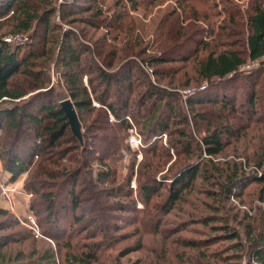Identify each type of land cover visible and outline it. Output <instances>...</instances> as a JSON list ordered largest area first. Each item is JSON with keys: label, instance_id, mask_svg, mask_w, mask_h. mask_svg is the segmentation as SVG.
<instances>
[{"label": "trees", "instance_id": "trees-1", "mask_svg": "<svg viewBox=\"0 0 264 264\" xmlns=\"http://www.w3.org/2000/svg\"><path fill=\"white\" fill-rule=\"evenodd\" d=\"M56 1L0 0V130L4 131L0 138V163L2 169L10 175L8 182H13L23 173H26L20 188L23 191L32 193L28 207L37 215L36 208L38 207L34 204V199L39 192V201L44 204L43 211L45 215L43 219L48 224L53 223L54 219H56L53 208L57 203L56 197L58 195L43 190L44 185L47 183L46 181L37 179L35 176L33 179H27L33 156H37V159L41 158L39 162L36 160V163H34L37 168H43V175L51 179L67 177L75 185V180L79 177L81 168L75 167L60 171L48 168L44 163L48 162L54 167H59L60 159L71 151L70 148H66L64 145L69 144L71 141L72 145H74L73 150L81 149L84 151L86 147L83 149L82 142L72 133L67 117L59 102L48 100L49 97L46 95L53 94L51 87L45 91L43 90V94L45 92L46 95L44 100L40 102L37 100L39 99L37 96L31 97L32 99L29 101L23 100L27 91L36 87L43 88L48 81L45 84L44 72L36 69L38 66V55L33 51L31 44L24 45L26 47L29 46L28 52L27 50L22 52L24 46L6 42L5 36L29 35L32 37L36 33L38 26L41 25L47 29L49 18L55 12ZM88 1H96V12L92 13V15L96 17V24H98L101 21H97V17H101L102 8L97 5L98 0ZM128 1L131 2L132 9L138 6L137 0ZM155 1L152 0V2ZM176 1L180 2V0ZM117 3L122 7L126 5L125 0H117ZM249 8L247 29L244 36L245 53L232 48H224L219 51H210L202 57L195 54L197 61L190 69H187V65L164 67V64L172 63L180 56L186 58L179 47L194 34L192 30L187 31V27H190L192 22L184 24V21L194 15H188L185 12V6L181 10L182 13L180 12L181 15L174 12L175 9L171 10L163 15L156 29L152 27L151 30L154 33L153 35H155L152 44L150 40L144 39V35L132 33V29L123 30L124 37L121 38H125L123 47L115 48L108 55L106 53L105 56L102 50L98 52L99 60L97 62L99 66L96 67L95 74L99 85L103 86V90L100 91L96 88V94H93L95 87L91 78L88 79L87 84L82 81V74H86L89 70L82 65L79 48L76 47L75 42L72 40L64 39L61 41L57 61L59 62L60 74L63 77L67 95L75 107L79 121L82 120V114L87 112L89 107L93 109V95H96V100L101 104L100 108L97 109V112H100V116L108 120L110 115H112L116 119L115 121L119 120L117 123L115 122L118 128L111 127V130L107 128L109 130L108 134H100L95 137L99 141L98 147L104 152L103 157L108 159V161L110 160V155L117 153L122 147L120 141L124 140V136L122 138L118 130H123L127 133L129 128V123L122 119V114H127L130 110L129 96L127 94L132 88L133 77L131 72L136 66H132L136 59L149 68L150 76H156L158 79L162 76H170L168 84L174 85L172 89H155L153 84L148 85L146 83V86H144L145 90L140 94L141 99L147 96L149 98L160 96V99H163V103H161L162 111H174L173 103L177 99V93L174 90L177 87H186L194 83L199 84L202 81L207 83L205 84V89L193 92L191 96L183 100L187 109L192 110V119L187 116H180L178 119H174L177 124L182 125L177 128V131L178 140L180 141L179 145L183 149L182 154L185 158L176 161V165L175 160H173L172 164H169L166 168L167 176L160 178L154 175L149 176L144 182H139L141 181L139 179V183L137 182L138 184H136L135 192L141 193L140 197H142L144 203H148L151 197L165 185L166 201L162 204V209L159 211L156 208L154 210H149L145 207L136 208L137 204L134 198L127 202L117 201L113 206L122 211L133 212L135 215L137 213L150 217L153 215L156 219L155 223L153 222V228L149 232L140 234L139 228H134L131 237L139 236L129 248L130 252L147 250L151 254V250L146 248L145 237H150L151 240H164L163 237H166L168 232H170L169 236H176L177 233L195 223L206 227L208 232H204L203 238L179 236L174 240H170V242L159 244V253L157 255L151 254L149 256L147 253L139 258L135 264H241L243 260L245 264H264V207L258 208L254 215L249 216V209L246 210V208L243 209L238 206L241 210L234 211L236 207L230 205L232 196L240 198L242 190H237V188L244 184V181L262 185L258 199L264 203V143L260 145L259 149L255 150L256 153L253 158L245 154L244 158L239 161L225 160L221 165L214 161L215 157L221 154L231 143V137L237 138L238 133L243 129L242 125L238 122H232L229 118V115L236 114V109L242 107L236 106V97L221 90V85L223 82L226 83L235 79L236 73L247 59L257 61L259 65L256 68V72L264 74V0H251ZM112 13H115L113 17ZM112 13H110L111 20L114 18L116 21L124 14V12L117 13L116 11ZM165 22H168V31L160 38L163 34L160 28L165 30ZM89 24L92 27H97L92 21H89ZM170 26L174 27L173 33L170 30ZM228 29V34H230L231 30L230 28ZM220 33H226V30ZM200 42L201 40L197 41L198 45ZM207 45L208 43H204L202 47L204 46L205 48ZM148 49H152L150 54H147ZM129 58L134 60L131 59V61ZM185 58L181 60H185ZM116 61L123 62L117 64ZM140 65L144 69V66ZM176 75H180L179 80L175 79ZM181 78L183 79L181 80ZM112 84L118 86V93L113 101H111L107 92L113 86ZM251 84L252 86L250 87L252 89L248 92L246 101L251 110H253L256 93L253 81H251ZM217 86L219 89L213 91L212 89ZM262 86L264 88V77ZM32 105L36 106L35 110L31 108ZM198 106L203 111L194 112V109ZM208 107L210 108L208 109ZM226 109H229V115L224 114ZM153 114V111L150 112V116L147 119L148 122L151 121ZM204 114L216 117L220 120V123L213 124L211 120H206ZM249 114L251 115L252 113ZM196 119H203L207 123L205 133L199 138H194L192 131L185 128ZM88 129L90 130V125L86 126V131ZM137 129L143 137L141 128ZM147 129L148 131H153L150 132V135H157L166 130L165 123L160 118L147 125ZM31 132L33 135L30 136L31 139L33 137L32 143H27V148H24L23 144L28 139L30 140L29 133ZM20 136L23 142L19 141ZM83 138L87 144H92L87 133H82ZM155 146L154 144L150 148ZM166 148L169 149V147L164 149ZM126 149L129 150L127 143ZM172 149L170 147V150ZM154 152L155 150L152 151V153ZM235 153L237 155V151ZM192 157H195V159L189 162ZM158 163L159 160L153 172L157 171ZM173 164L175 165L174 171L172 170ZM151 166L153 165L150 163L149 167ZM98 173L97 177L100 180L109 175L108 171H100ZM197 177L201 179L202 184L209 186V189L199 191V193L209 199L197 200L202 208H197L194 203L189 202L186 198L189 193L198 192L195 191ZM129 185L130 181L127 182L125 188L121 185L110 188L108 196H117L122 192H125L127 196L132 195V186L129 187ZM69 196L72 199V210L74 212L81 211L75 217L76 221H83L84 217H86L87 207L81 205L80 195L74 191V187L69 191ZM176 201L179 202L178 205L181 203L188 204L193 210L190 212L185 211L183 218L175 214V217L181 219L180 227L174 228L176 225L172 223L164 227L172 229L171 231L162 229L159 221L161 217L158 211L163 213L166 211L165 213H168L169 211L167 209L164 210L163 207L166 205L169 207ZM242 203L240 198L239 204ZM177 211H182V208H177ZM238 211L242 212L241 218L236 216ZM6 214L14 215L13 224H19L20 220L16 214L10 210L0 208V215ZM95 220L96 212L92 214L88 221L90 224L94 223L96 227L99 223H95ZM9 225L8 222L2 221L0 222V229ZM87 226L89 225H83L80 231H86L88 229ZM9 237V235H0V243L5 242ZM88 237L90 240L81 243L82 246L78 252H69L68 255H64L68 257L63 259L62 264H92L95 261L96 264L99 263V253L106 245L103 240V233L94 230L91 231ZM111 237L116 238V236ZM168 243L186 249L176 252V262L172 259H165L164 255L170 248ZM66 244L70 246L68 242ZM153 251L157 252V249H152ZM55 252L51 247L44 249L41 253L31 255H26L22 251L14 253L12 257L0 254V264H60Z\"/></svg>", "mask_w": 264, "mask_h": 264}, {"label": "rangeland", "instance_id": "rangeland-1", "mask_svg": "<svg viewBox=\"0 0 264 264\" xmlns=\"http://www.w3.org/2000/svg\"><path fill=\"white\" fill-rule=\"evenodd\" d=\"M156 1L137 0L138 6H136L135 9H132L131 2L128 0H125L126 5L124 7L121 5L119 6L117 0H98L97 5L102 8V15L101 17H97V21L101 22L96 24V17H93L92 15V13L96 12V1L57 0L55 12L49 18L47 29L40 25L37 27L36 33L32 37L29 35H22L24 37L22 40L16 41L12 39L10 42L11 44H21L22 47L31 44L33 51L38 55V66L36 69L44 72L45 84L48 81L47 85L43 88L36 87L35 89L27 91L23 100L29 101L34 98L33 96H37L39 98L37 100L40 102L41 100H44V96L46 95L45 92L43 94V90L45 91L49 87L52 88L53 94L46 95L49 97L48 100L60 102L63 97L69 98L63 83V77L60 74L59 62L57 61V55L62 40H72L75 42L76 47L79 48L78 51L80 59L82 60V65L86 66L87 70H89L86 74H82V81L84 84H87L88 79L91 78L93 80L92 84L95 87L93 94H96V88L100 91L103 90V86L99 85L95 74L96 67L99 66L97 62L99 60L98 52L102 50L105 56L106 53L108 55L111 50L123 47L125 38L121 39L124 37L122 31L127 28L132 29V33L135 35H144V39L150 40V43L152 44V41L155 38V35H153L154 33L151 30L152 27L156 29L159 25L160 19L163 18V15L171 10L175 9L174 12H177L179 15L184 6L186 10L185 12L188 15H194L191 16L190 19L184 21V24L192 22V25L187 27V31L192 30L194 34L190 36L189 39L185 40L179 47L180 51L184 52L186 58L180 56L172 63L164 64L165 68L187 65V69H190L197 61L195 54L202 57L210 51H219L224 48H232L241 53H245L244 36L247 29V15L250 10L249 2L251 0ZM113 11H116L117 13L124 12V14H122L121 18L117 21L114 18L111 20L110 13ZM113 15H115V13H112V17ZM89 21H92L97 27H92L89 24ZM165 24V30L160 28V31L163 32L160 38H162L164 33H167L168 31V22H165ZM228 28L231 30L230 34H228ZM170 30L173 33L174 27L170 26ZM224 30H226V33L221 34L220 32H223ZM5 37L12 36L6 35ZM199 40H201V42L198 45L197 41ZM204 43H208L205 48L204 46L202 47ZM196 45L198 46L196 47ZM28 47L24 46L22 52L25 50L28 52ZM151 52L152 49L147 50V54H150ZM182 58H185V60H181ZM129 59L134 60L133 58ZM123 61L116 62L117 64H120ZM136 62L132 65H136L131 72L133 77L132 88L128 94L125 92V94L129 96L130 110L127 114H122V119H125L129 123V126L133 125L142 130L143 137L141 135V138L143 146L139 148L140 157H138L136 150H133L130 147L129 150L126 149V143L128 145V129L127 133L126 131L118 130L119 135L122 136V138L124 136V140L120 141L122 147L119 151L110 155L109 161L103 157L104 152L98 147L99 141L96 140L95 137L100 134H108L111 127L118 128L115 122L117 123L119 120L115 121L116 119L113 118L112 115H110L108 120L107 118L100 116V112H97V109L100 108L101 104L96 100V95H93V109L89 107L88 111L82 114V120L80 121L81 132L87 133L92 144H87L83 138L82 145L83 149L86 147V150H73L74 145H72L71 141L69 144L64 145L66 148H70L71 151L60 159L59 167H54L48 162L44 163L48 168H54V170L60 171H66L75 167L81 168L79 177L75 180V185H73L67 177L51 179L50 177L43 175V168H37L35 164V161L37 160V162H39L41 158L37 159V157L33 156V162L29 167L27 179H33L35 176L37 179L46 181L47 183L44 185L43 190L58 195V197H56L57 203L53 208V210H55L56 219H54L53 223L51 222L48 224V222H44V204L42 201H39L40 197L38 192L34 199V204L38 207L36 208L37 215H34L41 236L35 237L32 235L33 233L31 232L28 223L23 219L27 207V204L23 202L25 200L23 194H20V192H14V196L10 194L8 199L2 197L0 194V208L8 211L10 210L21 217V219H19V224L14 225V215H0V222L4 221L10 224L8 227L0 229V235L10 236L6 239L7 242L0 243V254L12 257L14 253L22 251L26 255H31L41 253L44 249L52 247L56 251V257L60 260V264H62L63 259L68 257V253L78 252L82 246L81 243L90 240L88 236L91 234V231L96 230L103 233V240L106 243L99 253L100 261L98 264H135L139 258L145 256L147 253L149 256H151V254L157 255L159 253V244L170 242V240H174L179 236L185 238H203L204 232H208L206 227L195 223L180 233H177L176 236H169L170 232H168L166 237H163L164 240H151L150 237H145L146 248L151 250V254L150 251L147 252V250L141 252H130L129 250L133 245V242L139 236L135 235L134 237H131L134 228H139L140 234H144L147 231L149 232L151 228H153V222L155 223L156 219L153 215L152 217L146 216L142 213H137V215H135V213L130 211L116 209L113 204L117 201L127 202L134 198L137 204L136 208L145 207L149 210H154L156 208L159 211L162 209V204L166 201L165 185L161 187L158 193L151 197L148 203H144L142 197H140L141 193L137 191L135 192L136 184L144 182L149 176L154 175L158 178L167 176L166 168L168 165L172 164L171 162L173 160H175L176 165V161L185 158L182 154L183 149L180 148L179 145L180 141L178 140L179 135L177 131V128L182 125L177 124L174 119H178L180 116H187L189 119H192V110L187 109L183 100L191 96L193 92L205 89V84H207L202 81L199 84L194 83L186 87H177L174 90L177 93V99L173 103L174 111H162L161 103H163V99H160V96L150 98L147 96L146 98L141 99L140 94L145 90L144 86H146V83L148 85L153 84L155 89H172L174 85L168 84L170 76H162L159 79L156 76H150L149 68L145 67L138 59H136ZM140 64L144 66V69L141 68ZM258 65L259 63L257 61L247 59L245 64L239 68L235 75V79L226 83L223 82V84L221 83V90L236 97V106L242 107L236 109L237 112L235 115H229V109L224 110V114L229 115L232 122H238L242 125L243 129L238 133L237 138L231 137V143L221 154L215 157L214 161L220 165L225 160L239 161L244 158L243 156L245 154L253 158L256 153L255 150L259 149L260 145L264 143V88L262 86L264 74L256 72ZM179 78L180 75L175 76V79L179 80ZM182 79L183 78H181V80ZM251 81L254 83L253 86L256 93V101L253 110H251L246 101L247 94L252 89L250 87L252 86ZM112 85L113 86L107 91L110 95L111 101L114 100L115 95L118 93V86L115 84ZM190 89H194L191 94H189ZM218 89L217 86L212 90L214 91ZM212 90L210 91L213 92ZM35 105L31 106L34 110L36 107ZM209 108L210 107H208V109ZM194 110V112L203 111L200 106L196 107ZM152 111L154 114L152 115V119H150L151 121L148 122L147 119ZM249 113L252 114L250 115ZM204 117L206 120H211L213 124L220 123L219 119L216 117H210L209 114H204ZM158 118L164 121L166 130L157 135H150V132L153 131H148L147 125ZM192 122H190L185 128L192 131L194 138H199L205 133L207 123L203 119H196L193 123ZM89 125L90 130L88 129V131H86V126ZM107 128H109V130ZM3 132L4 131L0 130V138ZM30 136H33L32 132L29 133V137ZM21 138L22 137L20 136L19 141H22ZM32 140L33 137L32 139L30 137V140L28 139V141L23 144V147L27 148L26 144H31ZM154 144L156 146L150 148ZM165 147H169V149L166 148L168 151L164 149ZM170 147L173 149L170 150ZM153 150H155L154 153H152ZM131 151H134L135 153ZM235 151H237V155ZM194 159L195 157L190 158L189 162ZM158 160L157 171L153 172ZM150 163L153 166L149 167ZM175 165L173 164L172 166L173 171ZM100 171H108L109 175L100 180L97 177L99 175L98 172ZM5 174L6 171L1 167L0 177L4 178L3 176ZM139 179L141 181L138 182ZM129 181V187L132 186L131 189L134 191H132V195L127 196L125 195V192H122L117 196H108L110 188L119 185L125 188ZM13 183L14 181L8 182V184ZM73 187L74 191L80 195L81 205L87 207L86 217H84L81 222H78L75 219L77 214L81 211L74 212L71 208L72 199L69 196V191L73 189ZM261 187V184L244 181V184L237 188V190H242L240 198L243 203L239 204L240 198L238 197L236 198L232 196L230 199V205L236 207L234 208V211L241 210L239 207H242L243 209L246 208V210L249 209L248 215L250 216L254 215L258 208L264 207V203L258 199ZM195 189V191L198 192L189 193L186 198L189 202L194 203L197 208H202L197 200L209 199L199 193V191L202 189H209V186L202 184L201 179H198L197 177ZM8 202L10 204L9 208ZM178 203L179 202L176 201L169 205V207L167 205L163 207L164 210L167 209L169 211L168 213H165L166 211L164 213L158 211V214L160 213L159 215L161 217L159 221L162 229L171 231L172 229L164 227L172 223H175L176 225L174 228L180 227V218H183L184 212H190L193 210L188 204L181 203L178 205ZM177 208H182V211H177ZM95 212V223H99L96 227L94 223L90 224L88 221ZM175 214H178L180 218L175 217ZM236 216L237 218H241L242 212L238 211ZM83 225L89 226H87L88 229L86 231L81 232L80 228ZM111 236H116V238ZM66 242H68L70 246H68ZM168 246L170 248L166 252V255H164L166 260L172 259L176 262V252L186 250L175 244L172 245L168 243ZM152 249H157V252H152ZM65 254L67 255L64 256ZM92 264H96V261ZM241 264H245V261L243 260Z\"/></svg>", "mask_w": 264, "mask_h": 264}, {"label": "built area", "instance_id": "built-area-1", "mask_svg": "<svg viewBox=\"0 0 264 264\" xmlns=\"http://www.w3.org/2000/svg\"><path fill=\"white\" fill-rule=\"evenodd\" d=\"M23 38H24L23 36L16 35L14 37H6L5 41L6 42H11L12 39L16 40V41H20ZM193 91H194V89H190V93L189 94H191ZM128 132H129L128 139H127L128 146L131 149L136 150L137 154H138V157H140L139 148L143 146L141 134L138 131V129L135 126H133V125L129 126ZM35 157H37V156H35ZM25 175H26V173H23L20 176V179L17 180V182H14L13 184H10L11 186H9L7 181L0 180V194H1L2 197H5L7 199L9 198V195L14 193V192H18V193L20 192V194H23V196L25 198V203L27 204L26 212H25V214L23 216V219H24L25 222L28 223V226L31 229V232L33 233V235L35 237H38V236H41V233L39 231L38 224H37V222L35 220V215H34L33 211L28 207L29 200L32 197V193L28 192V191H23L20 188V184H21L23 178L25 177ZM15 214H16L18 219H21V217L17 213H15Z\"/></svg>", "mask_w": 264, "mask_h": 264}, {"label": "water", "instance_id": "water-1", "mask_svg": "<svg viewBox=\"0 0 264 264\" xmlns=\"http://www.w3.org/2000/svg\"><path fill=\"white\" fill-rule=\"evenodd\" d=\"M59 104L67 117L72 133L82 142L81 124L72 101L67 97H63Z\"/></svg>", "mask_w": 264, "mask_h": 264}, {"label": "crops", "instance_id": "crops-1", "mask_svg": "<svg viewBox=\"0 0 264 264\" xmlns=\"http://www.w3.org/2000/svg\"><path fill=\"white\" fill-rule=\"evenodd\" d=\"M0 171H1V165H0ZM9 176L10 175H8L7 173L3 176L4 178H1V180H5V181H7L8 182V179H9ZM20 179V177L18 178V179H16L14 182H17V180H19ZM10 185V184H9ZM12 196H14V193H12ZM24 199V198H23ZM23 202H25V200L23 201ZM12 203V202H11ZM10 207V204H9V202H8V208Z\"/></svg>", "mask_w": 264, "mask_h": 264}]
</instances>
